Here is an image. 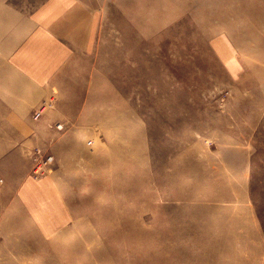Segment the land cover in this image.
<instances>
[{"label": "rangeland", "instance_id": "obj_1", "mask_svg": "<svg viewBox=\"0 0 264 264\" xmlns=\"http://www.w3.org/2000/svg\"><path fill=\"white\" fill-rule=\"evenodd\" d=\"M30 4L0 0V52ZM99 16L30 114L42 142L0 162V264H264V0H99Z\"/></svg>", "mask_w": 264, "mask_h": 264}, {"label": "crops", "instance_id": "obj_2", "mask_svg": "<svg viewBox=\"0 0 264 264\" xmlns=\"http://www.w3.org/2000/svg\"><path fill=\"white\" fill-rule=\"evenodd\" d=\"M30 3L19 35L7 40L0 52V162L12 155L14 158L8 160L15 163L23 149L42 142L32 138L39 125L30 114L38 110L39 103L45 102L53 88L51 83L63 67L79 53L94 49L99 37V0H30ZM231 66L239 73L243 69L239 60ZM41 121L45 123L44 119ZM6 177L18 178L21 174ZM37 186L23 180L16 189L20 203L24 194V203L38 210L34 218L41 215L48 203L40 194V197L30 195Z\"/></svg>", "mask_w": 264, "mask_h": 264}, {"label": "built area", "instance_id": "obj_3", "mask_svg": "<svg viewBox=\"0 0 264 264\" xmlns=\"http://www.w3.org/2000/svg\"><path fill=\"white\" fill-rule=\"evenodd\" d=\"M46 109H47V105L46 104H44L35 114H34V119L35 120H37V119H39L42 115H43V113L46 111ZM51 159L50 158H48L46 161H44L43 162V164H41V160H39L38 161V168H37V171L38 170H42V167L44 166V165H46L49 161H50Z\"/></svg>", "mask_w": 264, "mask_h": 264}]
</instances>
